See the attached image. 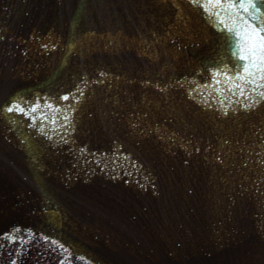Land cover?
I'll return each instance as SVG.
<instances>
[{
	"label": "water",
	"instance_id": "1",
	"mask_svg": "<svg viewBox=\"0 0 264 264\" xmlns=\"http://www.w3.org/2000/svg\"><path fill=\"white\" fill-rule=\"evenodd\" d=\"M231 2L0 0V236L264 264V73L240 55L264 0Z\"/></svg>",
	"mask_w": 264,
	"mask_h": 264
},
{
	"label": "flooded vegetation",
	"instance_id": "2",
	"mask_svg": "<svg viewBox=\"0 0 264 264\" xmlns=\"http://www.w3.org/2000/svg\"><path fill=\"white\" fill-rule=\"evenodd\" d=\"M23 232V230L13 228L9 230L5 235H3L0 238V255L1 251L4 248H8L11 245L10 241L18 239V237ZM29 239L30 238H28L27 240ZM35 241L36 242H34L33 244L28 243V245H31V248H29V253L26 252L27 255H30L32 251H37L38 253L40 252L42 258H44L43 261H46L50 264H63L64 261L66 262L65 264H88L76 255L68 256L67 251L60 244L53 242L52 240H46L43 237L37 236ZM12 251L9 252V257H11V264L16 263V257L19 256L18 253L16 254V252Z\"/></svg>",
	"mask_w": 264,
	"mask_h": 264
},
{
	"label": "snow or ice",
	"instance_id": "3",
	"mask_svg": "<svg viewBox=\"0 0 264 264\" xmlns=\"http://www.w3.org/2000/svg\"><path fill=\"white\" fill-rule=\"evenodd\" d=\"M217 2L222 3L223 0H217ZM229 5L233 8L237 7L235 3L231 2V0H229ZM239 7L244 8L245 11H247L249 8L255 9L256 12L260 11V9L256 6L255 0H241ZM253 19H255V17H253ZM237 34L239 35V33ZM246 36L248 42L247 47L248 49H250V51L248 52V55H244L243 52H241L240 55L243 59L248 60L250 62L255 59L257 64L259 65L260 73H264V28H261L256 24H252L251 30H246ZM257 49H259V52H257ZM251 66L256 67V65ZM247 70L248 66L245 67V71ZM213 71L216 70L213 69ZM261 79H264V74L261 75ZM252 83H255V81H252ZM63 98L68 99L69 96L66 94ZM77 99H79V97H77ZM7 110L10 112L16 110V102H13ZM18 110L21 112L24 111L23 108H19Z\"/></svg>",
	"mask_w": 264,
	"mask_h": 264
},
{
	"label": "rangeland",
	"instance_id": "4",
	"mask_svg": "<svg viewBox=\"0 0 264 264\" xmlns=\"http://www.w3.org/2000/svg\"><path fill=\"white\" fill-rule=\"evenodd\" d=\"M31 236L32 235L30 232H23L18 237V239L10 241L11 245L1 251L0 264H11V257H9V252H11L12 250L19 255L18 257H16V263L13 264H50L46 261H43L44 258H42L40 252L38 253L37 251H32V253H30V255L32 256L27 255L26 252L29 253V248H31V245H28V243L33 244V242H36L35 240L27 241V239Z\"/></svg>",
	"mask_w": 264,
	"mask_h": 264
}]
</instances>
